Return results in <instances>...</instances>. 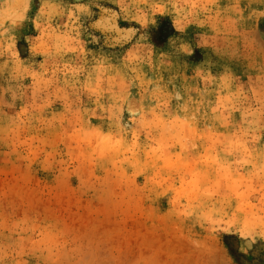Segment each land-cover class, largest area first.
<instances>
[{
    "label": "rangeland",
    "instance_id": "374dc122",
    "mask_svg": "<svg viewBox=\"0 0 264 264\" xmlns=\"http://www.w3.org/2000/svg\"><path fill=\"white\" fill-rule=\"evenodd\" d=\"M0 264H264V0H0Z\"/></svg>",
    "mask_w": 264,
    "mask_h": 264
}]
</instances>
